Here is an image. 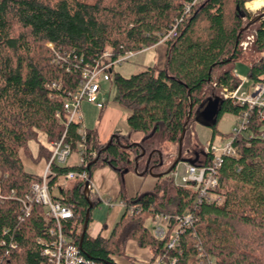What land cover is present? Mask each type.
Masks as SVG:
<instances>
[{
  "label": "trees",
  "instance_id": "16d2710c",
  "mask_svg": "<svg viewBox=\"0 0 264 264\" xmlns=\"http://www.w3.org/2000/svg\"><path fill=\"white\" fill-rule=\"evenodd\" d=\"M191 1L0 0V170L7 175L1 182L4 194L15 191L17 197H24L34 183L42 181L39 175L27 171L21 152L35 163L48 162L51 151L39 142L40 134L50 143L59 140L66 129L56 118L61 104L48 98L46 86L62 81L67 95L76 90L77 77L53 63L55 53L47 45L59 53L75 52L87 62L107 51L117 59L159 43ZM252 1L205 0L197 4L179 23L176 35L166 41L163 68L149 67L129 78L113 71L118 104L130 112L126 120L129 133L140 132L144 137L136 144L130 141V135L116 133L102 145L97 131H88L86 170L92 176L95 170L109 167L120 182L136 171L143 176L152 173L159 179L153 191L133 199L121 191L127 208L138 205L142 212L130 216L125 208L108 238H92L88 232L82 237L88 210L92 205L89 227L92 211L102 201L96 195L86 198L82 181L69 183L63 197L73 209L74 218L64 224L63 230L86 258L114 264L111 257H128L126 244L134 241L152 252V262L169 256L177 259L175 264H264V119L259 113L251 116V138L234 137L238 157L224 159L216 192L224 198L223 203L196 206L197 193L175 185L172 173L167 174L174 164L172 160L167 164L173 154L171 148L177 158L181 144V162L196 166L211 163L209 155L193 148V122L211 128L213 141L224 114L239 116L245 111L224 100L219 92L222 88L234 90L240 84L235 75L237 63H249L248 77L253 81L264 76V63L260 61L264 22L254 31L250 50L244 52L239 47L249 36L243 19L250 23L245 4ZM215 97L221 98L222 110L216 124H207L201 112L208 99ZM77 128L72 124L67 129L66 140L73 149L81 141ZM30 142L39 143L36 156ZM90 151L96 152L95 158ZM52 170L66 174L84 168L52 166ZM187 211L196 220L181 236L176 251L167 248L169 236L158 240L146 226L158 214L182 215ZM42 215L39 205H33L31 215L25 217L20 202H0V243L4 241L9 250L3 264H46L37 240L47 235L52 224ZM11 244H17V249H11Z\"/></svg>",
  "mask_w": 264,
  "mask_h": 264
},
{
  "label": "built area",
  "instance_id": "2783aa9c",
  "mask_svg": "<svg viewBox=\"0 0 264 264\" xmlns=\"http://www.w3.org/2000/svg\"><path fill=\"white\" fill-rule=\"evenodd\" d=\"M203 1L205 0H192L186 3L182 17L176 20L172 30L162 35L159 43H166L167 40L173 38L176 35L179 23L190 15L194 6ZM254 41L255 34H252L240 42L239 47L242 51L247 52ZM50 47L55 53L53 63L65 69L68 74H75L78 82L76 90L67 93V95L63 90L62 81L51 82L46 86L48 98L51 101H59L61 104V110L56 113V118L64 124L66 129L59 140L51 143V158L40 175L42 181L34 183L26 196L17 197L15 191H12L10 195L3 193L2 180L0 178V202L9 199L20 202L25 217L31 215L33 205H39L43 208V220L52 224L47 235L37 240L42 247L41 255L44 257L46 264H109L86 258L80 247L65 235L64 224L74 218V212L64 202L63 192L70 182L80 180L83 182L86 198L89 199L92 195H96L103 203L111 205L109 201L102 200L94 185L92 176L86 170L88 167V162L85 158L88 130L85 128L83 104L86 102L99 110L104 109L106 104L104 84L111 81L115 67L132 60L140 53L147 51L148 48L145 47L140 51L128 52L117 59H114L112 52L107 51L100 58L87 62L75 52L59 53L54 46L50 45ZM260 61L264 63V51L261 53ZM235 75L240 80L237 88L234 90L222 88L220 94L224 100L245 108L242 114L236 116V123L231 132L232 137L229 140L222 141L221 146L219 145L220 143L214 144L213 141H209L206 144L205 154L211 157V163L208 166H196L185 162L184 173L178 169V165L171 172L175 185L190 188L197 193L196 206L201 205L203 202H217L220 204L221 197L216 193L219 187L220 169L225 158L238 157L237 151L233 146L234 137H252L249 132V126L253 113H259L264 119V76L246 87L250 80L247 77H240L236 73ZM72 124L78 126L77 134L81 138L75 149H73L72 143L66 140L67 129ZM74 154L78 157L77 167L84 168V170L79 172L70 171L66 174L53 172L52 166L67 167L71 156ZM96 155L95 151H90L92 158H95ZM136 173L140 175L138 171ZM212 195H217V198L215 200L212 199ZM122 204L124 208H127L124 202ZM127 209L130 216L138 215L142 212V208L138 205L130 206ZM150 220L154 224V228L151 231L153 236L158 240H164L169 236L167 248L171 251H176L179 249L181 236L194 225L196 219L191 211H187L182 215L158 214ZM172 222L175 223L173 228ZM17 247V244H11L10 246L11 249H17ZM6 248V243L2 241L0 243V264H3L5 256L9 255V250H6ZM176 261V258L167 256L158 258L151 264H175Z\"/></svg>",
  "mask_w": 264,
  "mask_h": 264
},
{
  "label": "rangeland",
  "instance_id": "374dc122",
  "mask_svg": "<svg viewBox=\"0 0 264 264\" xmlns=\"http://www.w3.org/2000/svg\"><path fill=\"white\" fill-rule=\"evenodd\" d=\"M253 1H255V0H253ZM248 3H251V2H248ZM248 3L245 4V9L251 15L252 19H251L250 23L246 19H243V22H244L245 26L248 25V27L250 29L248 31V35L250 36V35L254 34V31L256 30L257 26L259 24H261V22H264V8L261 7V8H263L262 10H259V9H261V8H259V9H256L258 11H255V10L251 11L247 8ZM255 21H257V23H256L257 25L254 24ZM164 44H166V43H164ZM47 48L50 49L51 51H53L49 44L47 45ZM256 58L257 57H255L254 60H257ZM141 60H147L146 63L153 65L154 61H155L154 60V51L139 54L134 59L129 60V61L123 63L122 65L115 67L114 73H119L123 77H128L131 74L137 72L138 69H140L142 67V65L139 63ZM249 61H250V59H249ZM144 69H145V67H144ZM249 72H250L249 63L248 64L244 63V62L237 63L236 68H235V73L240 77H247L250 80L249 83L246 84V87L250 86L253 83V80H251L248 77ZM104 87H105V89H108V88H109V90L111 89L110 92L108 93V95L107 94L105 95V101L107 103L108 108L110 110H115L118 112V114L116 115V126L114 128L113 134L117 133L123 137L130 135L131 133H129V129L126 126V120L129 116V112L127 110L123 109L118 104V92H117L113 77H112L111 81L104 84ZM219 92L221 94L220 89H219ZM83 113H84L85 128L87 130H89V131H92V130L102 131V130H104L105 118L101 114L100 110H98L95 106L85 102L83 104ZM235 118H236V116L232 115V114H224L221 117V119L219 120L218 127H217L218 133L215 135V137L213 139L214 144L220 143L219 145L221 146L222 141L224 142V141L229 140L231 138V137H229V138L223 137V136H221V134L222 135H231L233 126L235 125L234 124ZM192 130H193L194 135L196 137L195 144H194L193 148L197 149V151L203 150V152L205 154L206 144H207V142L212 140V134H213L212 129L193 122L192 123ZM55 141H57V140H54L53 142H55ZM39 142L41 144H44L47 148H51V143H53V142L49 143V141L47 140V138L43 134H40ZM38 145H39L38 142H30V144H29L30 149H31L34 156L37 155ZM199 146L202 149L199 148ZM171 152H173V154L169 156V159H167V164L170 163V160H172L173 163L176 161L175 160L176 154L174 153L173 148H171ZM21 157H22V160L25 161V163L29 160V162H31L32 165H35V166L39 165V163H35L34 159H30V158L26 157V155L23 151L21 152ZM74 160H76L75 154L71 156L67 166H74ZM25 166H26V169L28 172L38 175L37 169H30L27 165H25ZM181 166H182V164L179 165V168ZM99 170L100 169H97L93 172V174H92V180L94 179L93 181L98 180V171ZM102 172H103L105 178H106V176L110 177L112 174V170L109 167H106V169H104ZM6 176L7 175H4V173L0 170L1 180L5 179ZM211 198L215 200L217 198V195H212ZM219 202H220V204L223 203L224 198L221 197V200ZM113 215H114L113 210H111V209L105 207L103 204H101L99 207L95 208L92 211V221L90 224V229H93L94 227H96L97 224L110 225V223L114 219ZM146 226L151 231L154 228V224L152 223L151 220H148L146 222ZM129 242H131V241H129ZM132 242H134V241H132ZM128 243L126 244V248H127ZM134 243H136V242H134ZM146 250H148V249H146ZM126 255L128 257H126V258L122 257V258H125V260H127L130 263L136 262V260L133 257H131L127 254V251H126Z\"/></svg>",
  "mask_w": 264,
  "mask_h": 264
},
{
  "label": "crops",
  "instance_id": "0c3cea01",
  "mask_svg": "<svg viewBox=\"0 0 264 264\" xmlns=\"http://www.w3.org/2000/svg\"><path fill=\"white\" fill-rule=\"evenodd\" d=\"M150 51H154V60H155L154 64L150 65L146 63L147 60H141L139 63L142 65V67L138 69L137 72L131 74L130 76L126 78H129L132 75L137 74L149 67L157 66L160 69L163 68L165 64V59H166L167 45L164 43H157L153 47L148 48V50L143 53L150 52ZM143 53H140V54H143ZM105 90H106V94L108 95L111 89L109 90L108 88ZM100 111H101V114L105 118V122H104L105 127H104V130L102 131L98 130L97 135H98L99 143L103 145V144L108 143L113 135L114 128L116 126V115L118 114V112L115 110H110L107 106V103L105 104L104 109H101ZM129 115H130V112H129ZM236 119L237 117L235 118V123H236ZM143 137L144 135L142 133L133 132L130 134V141L138 144L142 141ZM47 163H48L47 161L42 160L38 166H35V165H32L31 162H29L28 160L25 163V165H27L30 169H37L38 171L37 174L41 175ZM184 163L185 162L178 164V169L183 173L185 171ZM180 164H182V166L179 168ZM74 166H78L77 156H76V160H74ZM104 169L106 168H101L98 171V180L93 181V182L102 200L109 201L111 203V205H107L102 202V204L105 207L114 211V215H113L114 219L112 220L110 225L97 224V226L94 227L93 229H90V225H89L87 232L92 238H96L98 236L108 238L110 236L115 224L117 223V221L120 219V217L124 213L125 208H124V205L122 204V202L124 201L120 197V193L122 190L124 191L126 198L133 199L140 194L153 191L159 179L157 175H154L152 173H149L148 175L143 176L140 172H139L140 175L137 174L136 172H131L124 176L123 182H120L119 177L113 171L110 177L106 176L105 178L102 172ZM126 251L129 256L133 257L136 260V262L130 263L127 260H125V258L113 256L111 258L114 264H151L152 263V260H153L152 253L149 250L140 248L136 243L132 241L128 243Z\"/></svg>",
  "mask_w": 264,
  "mask_h": 264
},
{
  "label": "water",
  "instance_id": "95a60500",
  "mask_svg": "<svg viewBox=\"0 0 264 264\" xmlns=\"http://www.w3.org/2000/svg\"><path fill=\"white\" fill-rule=\"evenodd\" d=\"M221 104H222V101H221L220 97L208 99L206 106L204 107V109L201 112V118L203 119V121L205 123H207V124H216L217 123L218 117H219L221 110H222ZM181 148H182V144L180 145V151H179L178 157L176 158V161L174 162L172 167L167 171V174L171 173L172 170L181 162V153H182ZM91 208H92V205H91ZM91 208L88 210V213H87V220H86V223H85V226L83 229L82 237L85 236V234L88 230L89 215H90Z\"/></svg>",
  "mask_w": 264,
  "mask_h": 264
},
{
  "label": "bare ground",
  "instance_id": "6f19581e",
  "mask_svg": "<svg viewBox=\"0 0 264 264\" xmlns=\"http://www.w3.org/2000/svg\"><path fill=\"white\" fill-rule=\"evenodd\" d=\"M264 7V0H255L247 4V8L251 11Z\"/></svg>",
  "mask_w": 264,
  "mask_h": 264
}]
</instances>
